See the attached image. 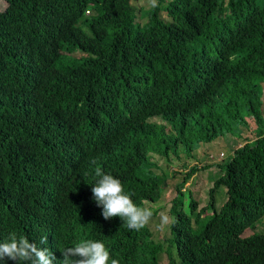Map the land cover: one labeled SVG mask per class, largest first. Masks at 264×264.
Masks as SVG:
<instances>
[{
  "label": "trees",
  "instance_id": "1",
  "mask_svg": "<svg viewBox=\"0 0 264 264\" xmlns=\"http://www.w3.org/2000/svg\"><path fill=\"white\" fill-rule=\"evenodd\" d=\"M157 3L142 20L135 0H0V242L47 237L56 264L83 239L120 264H264V228L241 235L264 216V0ZM249 121L205 204L187 189L161 239L103 219L95 168L140 206L164 186L152 154L189 155ZM194 209L208 211L196 229Z\"/></svg>",
  "mask_w": 264,
  "mask_h": 264
},
{
  "label": "rangeland",
  "instance_id": "2",
  "mask_svg": "<svg viewBox=\"0 0 264 264\" xmlns=\"http://www.w3.org/2000/svg\"><path fill=\"white\" fill-rule=\"evenodd\" d=\"M150 4V0H135V5L137 8H140L143 16ZM1 6L2 5L0 4V7ZM144 19L145 16L142 18V20ZM262 90L264 98V83H262ZM154 119L160 120L157 117ZM251 126L252 123L249 121V126L240 125V133L237 136H233L226 132L223 135L216 136V138L209 142H201L198 147L191 150L189 155H186L182 151L178 153V156L169 154V156L166 158L157 154H152V161L157 164L154 167V170L157 172L160 171L164 175V186L161 189L160 195L157 199L143 200L140 206L155 209V213L148 223V227L151 230L152 237H154V239H161L162 236L167 233L168 224L167 226H161L160 218L162 215L166 214L169 217V220L171 219V205L175 203L176 206L183 205L184 208L186 207V203L189 199L188 190L192 192V195L196 200V208L205 204L208 197V188L211 186L212 180L215 178V176H217L216 174L218 173L217 163L230 156L231 150H233L235 146L244 142L246 138L250 139L254 136ZM195 164L204 166L198 168V170L194 171V173L187 177L184 183V188L182 187L183 189H181L182 192L180 195V193H178V191L175 189L174 183L182 178V173L187 171L190 166ZM224 189L225 188L223 185H218V187L215 189L214 203L216 207H218L225 197ZM175 195H178V197L176 198ZM196 211L197 209H194L190 213L192 218L191 225L193 229H196L203 223V217L208 216V214H206L208 211L206 210L204 212H200L199 216L196 215ZM263 228L264 216H260L253 222L252 225L245 227L241 235L260 232L263 230ZM160 261L161 264L164 261L163 252L160 255Z\"/></svg>",
  "mask_w": 264,
  "mask_h": 264
},
{
  "label": "clouds",
  "instance_id": "3",
  "mask_svg": "<svg viewBox=\"0 0 264 264\" xmlns=\"http://www.w3.org/2000/svg\"><path fill=\"white\" fill-rule=\"evenodd\" d=\"M153 8L158 6L157 0H150ZM95 163V161H93ZM95 182L91 184L92 199L97 206H102V217L110 221L119 217L130 230L139 231L153 217L149 207L138 206L132 199L133 193L126 192L121 180L97 167L94 170ZM161 226H167L169 217L161 216ZM47 237H41L40 245L31 241L24 233L10 232L0 242V264H56L57 257L48 247ZM60 264H120L111 257L108 248L100 240L83 239L72 246L60 250Z\"/></svg>",
  "mask_w": 264,
  "mask_h": 264
},
{
  "label": "bare ground",
  "instance_id": "4",
  "mask_svg": "<svg viewBox=\"0 0 264 264\" xmlns=\"http://www.w3.org/2000/svg\"><path fill=\"white\" fill-rule=\"evenodd\" d=\"M151 156V155H150ZM156 166V165H155Z\"/></svg>",
  "mask_w": 264,
  "mask_h": 264
}]
</instances>
